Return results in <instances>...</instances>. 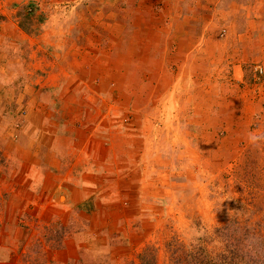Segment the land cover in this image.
Wrapping results in <instances>:
<instances>
[{
  "label": "rangeland",
  "instance_id": "1",
  "mask_svg": "<svg viewBox=\"0 0 264 264\" xmlns=\"http://www.w3.org/2000/svg\"><path fill=\"white\" fill-rule=\"evenodd\" d=\"M36 2L0 0V93H4L8 106L15 108L17 104L13 101L20 96L13 90L24 95L18 100L24 103L27 93L33 96L48 83L45 80L47 69L38 62L45 61L50 54L48 49H41L36 55L26 44L18 47L17 52L15 44L9 46L10 43H30L29 36L39 38L41 24L52 9L50 12L41 10ZM82 2L77 0V5ZM91 2L99 21L109 15L119 29L109 38V43L127 41L134 46L149 39L157 42H153L151 48V52H155L151 57L156 58V62L147 60L132 65L129 78L122 81L131 91L144 89L142 94L132 97L134 103L152 104L155 97H161L162 103L169 105L171 96L166 94L174 86V74L180 71L183 81L177 86L178 97L172 103L179 102L187 111L183 108L179 113H165L163 120L167 118V121L161 122L160 128L147 123L146 132L137 123L138 132L133 136L144 144L142 136L146 133L147 141L151 138L149 145L146 143L147 150L158 153L148 169H167L163 173L155 169V176L148 177L150 194L155 193L163 200L160 207L146 215L149 219L144 217L146 227L153 232L144 231L146 238L141 233H136L138 237L134 234L133 248L117 245L113 239L97 241L95 249H87L80 264H264V56L253 55L240 64L242 46H237L235 55L230 56L232 51L229 54L224 44L222 61L186 63L187 55L194 52L193 43H189L178 52L177 63H169L176 50L171 47V43H176L172 32L179 29L177 36L185 34V30L188 35L194 33L195 42L211 19L216 21L212 28L220 39L232 29L236 32V43H239L238 33H241L242 43H264V0L222 1L227 19L214 18L221 12L217 8L219 0ZM231 13L234 14L231 16ZM231 20H234L233 26ZM57 22L54 15L52 23L57 25ZM80 35L77 33V40ZM101 35V39L107 36ZM168 42L170 48L166 46ZM2 45L7 47L6 53ZM138 48L135 47L132 56L138 54ZM256 66H262L263 72L256 73ZM65 67L68 70L66 64ZM49 69L52 68L49 66ZM144 73L147 78L141 79ZM19 110L18 120L21 119L18 116L26 114L24 107ZM113 113V120L126 128L129 124L131 127L132 121L143 119L136 117L137 112L121 108H114ZM157 114L147 113L150 117ZM177 117L182 120L178 123L184 126L177 127ZM171 118H176L174 123L170 122ZM21 199H30V195L20 192L17 199L14 197L17 206L11 208V212L9 209L3 212L4 219L19 217L23 221L0 223V264H58L63 257L61 254L54 257V249L66 236L69 235L68 240L77 232L78 225L55 223L44 228L43 224L27 223L31 214L23 207ZM16 213L19 216L13 215ZM75 258L68 264H78Z\"/></svg>",
  "mask_w": 264,
  "mask_h": 264
},
{
  "label": "crops",
  "instance_id": "2",
  "mask_svg": "<svg viewBox=\"0 0 264 264\" xmlns=\"http://www.w3.org/2000/svg\"><path fill=\"white\" fill-rule=\"evenodd\" d=\"M37 1L41 10L50 12L52 9L41 24L39 38L29 36L30 43H10L9 46L15 44L17 52L18 47L26 44L36 55L41 49H48L50 54L45 61H38L47 69L45 80L48 83H44L45 88H40L39 93L32 94L36 97L27 93L24 103L18 101L24 95L13 90L20 96L13 101L17 108L11 104L8 106L4 93H0V223L23 221L19 217L4 219L3 212L6 209L11 212V208L17 206L14 197L17 199V195L25 191L30 199H21L20 202L31 214L27 223L43 224L44 228L55 223L78 225L77 232L72 233L68 240L69 235L66 236L54 249V257L62 255L58 264H68L75 257L80 264L87 249H95L97 241L113 239L117 245L133 248L134 234L138 237L141 233L146 238L144 231L153 232L146 227L144 217L147 218L152 209L160 207L163 200L155 193L150 194L152 188L148 177L155 176V169L158 173L167 169H148L150 161L158 153L147 150L146 143L151 138L147 141L146 133L142 136L146 141L144 144L133 136L138 132L137 123L144 132L149 122L154 128H160V123L167 121V118L163 120L165 113H179L185 108L179 102L172 103L178 97L177 86L183 81V73L177 71L174 74V86L166 94L171 96L169 105L162 103L161 97H155L152 104L137 105L132 97L136 93L142 94L144 89L131 91L122 81L129 78L132 65L143 64L147 60L156 62V58L151 57L155 53L151 48L157 42L149 39L145 43L136 42L134 46L127 41L109 43V38L119 29L113 25V18L109 15L104 16V21L97 19L91 0H83L80 6L77 0ZM219 1L217 8L221 12L214 18L227 19L224 0ZM54 15L58 19L57 25L52 23ZM231 21L233 26L234 20ZM213 23L216 25V21L211 19L209 24H205L201 37L195 42L194 33L188 35L185 30V34L177 36L179 29H175L172 38L175 37L176 43H171V47L176 49L173 52L175 56H170L169 63H177L178 52L189 43H193L194 52L187 55L186 63L222 61L224 44L229 54L232 51L230 56L235 55L237 46H242L243 60H239L240 64L253 55L264 56V43H242L241 33H238L239 43H236V32L232 29L220 39L212 28ZM77 33H81L78 40ZM101 33L107 36L101 39ZM166 46L170 48V43ZM135 47H139L138 54L132 56ZM6 48L2 45L3 53H6ZM231 63L237 70L235 62ZM146 78V73L141 74V79ZM59 79L60 82H56ZM22 107L26 114L18 116L21 118L18 120L16 115ZM114 108L137 112L136 117L142 116L143 119L141 122L132 121L131 127L129 124L126 128L113 120ZM149 112L158 114L150 117L147 115ZM175 119L171 118L170 122L174 123ZM177 119V127L184 126L178 123L182 120ZM13 215L19 216L17 213Z\"/></svg>",
  "mask_w": 264,
  "mask_h": 264
},
{
  "label": "built area",
  "instance_id": "3",
  "mask_svg": "<svg viewBox=\"0 0 264 264\" xmlns=\"http://www.w3.org/2000/svg\"><path fill=\"white\" fill-rule=\"evenodd\" d=\"M255 70H256V73H262L263 72L262 66H256Z\"/></svg>",
  "mask_w": 264,
  "mask_h": 264
}]
</instances>
